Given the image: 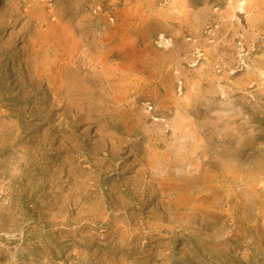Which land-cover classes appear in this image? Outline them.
Returning a JSON list of instances; mask_svg holds the SVG:
<instances>
[{"label":"rangeland","instance_id":"rangeland-1","mask_svg":"<svg viewBox=\"0 0 264 264\" xmlns=\"http://www.w3.org/2000/svg\"><path fill=\"white\" fill-rule=\"evenodd\" d=\"M0 264H264V0H0Z\"/></svg>","mask_w":264,"mask_h":264},{"label":"built area","instance_id":"built-area-1","mask_svg":"<svg viewBox=\"0 0 264 264\" xmlns=\"http://www.w3.org/2000/svg\"><path fill=\"white\" fill-rule=\"evenodd\" d=\"M38 2H42L48 7H51L53 0H36ZM219 25L214 24L213 26H209L205 29L204 34L206 38L210 41H214V36L215 33L218 31ZM154 46L162 51H168L173 48L174 46V39L171 35L167 33H159L155 36L154 38ZM187 42L192 45V51H191V57L190 60L187 64V67L189 69H195L198 66H200L206 58V53L205 51L200 48L199 45H197V39L193 37H189L187 39ZM255 51V46L252 48H249L246 45L245 42V36L241 33L239 34L236 42V63L234 64L233 68L230 70V73L237 74L242 72L243 70L247 69L248 67V59L251 54V52ZM179 88L180 90L182 89V82H179ZM145 109L147 112H152L153 111V106L151 103H145L144 104ZM156 121H160L159 118L155 119Z\"/></svg>","mask_w":264,"mask_h":264},{"label":"bare ground","instance_id":"bare-ground-1","mask_svg":"<svg viewBox=\"0 0 264 264\" xmlns=\"http://www.w3.org/2000/svg\"><path fill=\"white\" fill-rule=\"evenodd\" d=\"M67 50H68V48L67 47H65V49H64V55H65V53H66V56H67V58L69 59V57H68V55H67ZM70 61V60H69ZM151 64H152V67L154 68V70L157 72V74L158 75H160V73H161V71H160V68H161V66H162V57L161 56H158V55H156V56H154V57H152V62H151ZM51 69H49L48 68V66L47 65H42L41 67H36L35 68V71H34V77H35V81H36V84H40V83H45V85L50 89V90H54L55 89V85L53 84V78L51 77ZM128 78V76L126 75L125 76V79H127ZM129 80V79H128ZM128 80H126V81H128ZM58 89H59V91L58 92H55L54 93V98H55V100H57L58 99V96H59V94H62V93H64V86L62 85V86H58ZM60 126H61V124H60ZM66 142V139H64V143ZM63 143V144H64ZM142 171H136L135 172V175H134V177L133 178H131V181H135V180H139L141 177H142ZM129 190L130 191H133L134 193H135V190L132 188V189H130L129 188ZM196 210V207H194L193 209H192V213H194V211ZM232 212H234L235 211V209H232L231 210ZM153 214H154V212H150L149 214H148V218L149 219H151L152 217H153ZM229 216H231V215H224L223 217H229ZM233 222H234V220H232ZM159 232H162V230H159ZM231 236L230 237H228L227 239H226V242H230V241H232L236 236H238L240 233L239 232H237V228H234L232 231H231ZM228 252H230L229 250H228Z\"/></svg>","mask_w":264,"mask_h":264}]
</instances>
